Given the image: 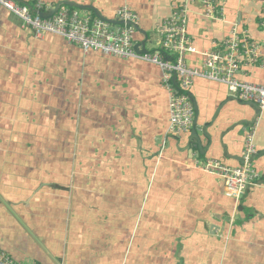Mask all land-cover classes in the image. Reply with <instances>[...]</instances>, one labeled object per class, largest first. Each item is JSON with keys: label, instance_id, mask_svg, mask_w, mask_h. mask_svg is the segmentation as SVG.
I'll return each mask as SVG.
<instances>
[{"label": "crops", "instance_id": "0c3cea01", "mask_svg": "<svg viewBox=\"0 0 264 264\" xmlns=\"http://www.w3.org/2000/svg\"><path fill=\"white\" fill-rule=\"evenodd\" d=\"M62 1L107 20L129 8L142 51L156 47V30L184 2L43 0ZM206 1L224 19L208 16L202 0H186L187 33L199 53L185 56L188 67L201 70L200 53L235 24L264 56V0ZM237 79L261 84L264 70L243 66ZM190 97L197 135H169L159 67L84 54L53 34L36 38L1 9L0 251L38 264H264V110L202 78ZM254 124L261 178L234 200L194 165L214 159L238 167Z\"/></svg>", "mask_w": 264, "mask_h": 264}, {"label": "built area", "instance_id": "2783aa9c", "mask_svg": "<svg viewBox=\"0 0 264 264\" xmlns=\"http://www.w3.org/2000/svg\"><path fill=\"white\" fill-rule=\"evenodd\" d=\"M168 19L156 30L157 45L151 50H136L133 35L136 30L130 24L138 26L139 18L129 8L115 11L113 20L118 24L80 13L68 6H61L49 18L38 13H47L53 6L43 0H36L29 6L15 0H0V10L7 11L20 23L29 28L34 37L46 34L62 37L69 44L76 45L84 54L97 53L123 60L136 59L153 64L162 72V86L168 93V134L189 133L193 128L195 110L190 90L197 78L224 84L230 96L243 102H253L264 110V83L256 84L240 81L238 73L243 66H256L264 70V56L261 44L251 40L246 31H238L235 24L230 35L213 50L200 53L203 57L202 69H192L185 61L187 54H199L192 46L187 33V4L182 0ZM208 16L223 20L221 8L202 0ZM260 27L264 30V6L261 11ZM176 79L174 83L173 79ZM257 124L245 129L241 163L231 168L219 160L196 162V169L219 178L224 185L225 194L239 200L249 187L257 185L261 174L253 165L257 153L255 143ZM0 264H38L20 263L4 251H0Z\"/></svg>", "mask_w": 264, "mask_h": 264}, {"label": "water", "instance_id": "95a60500", "mask_svg": "<svg viewBox=\"0 0 264 264\" xmlns=\"http://www.w3.org/2000/svg\"><path fill=\"white\" fill-rule=\"evenodd\" d=\"M61 6H68V7H71V8H77V9H82L81 6H78L76 4H71L70 2H67V1H62V2H59L57 3L56 5H54L46 14L45 13H38L42 18H49L51 17L54 13L57 12V10L61 7ZM94 13L95 15L99 18V19H102L104 21H107V22H110L112 24H118L115 20H107L105 19L104 17L101 16L100 13H98L94 8H90ZM132 27H134L135 30H138L137 26L133 25V24H130ZM147 38V37H146ZM138 47L139 45L136 46V50H138ZM246 103H249V104H253L255 107H257V105L253 102H246ZM253 124V123H252ZM192 134H194L195 136L197 135L196 131L194 130V127L192 128ZM207 139L209 141H211V137H207Z\"/></svg>", "mask_w": 264, "mask_h": 264}]
</instances>
